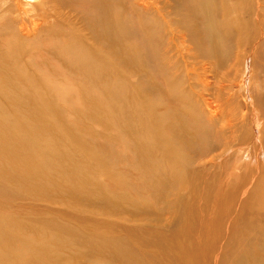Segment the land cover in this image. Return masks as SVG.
I'll list each match as a JSON object with an SVG mask.
<instances>
[{"label":"bare ground","instance_id":"6f19581e","mask_svg":"<svg viewBox=\"0 0 264 264\" xmlns=\"http://www.w3.org/2000/svg\"><path fill=\"white\" fill-rule=\"evenodd\" d=\"M26 1L27 4L23 5L19 2L17 7L6 6L0 2V13L5 9L12 10V14L0 17V36L2 37L0 39L1 202H9L10 198L16 200L21 197H36L38 201H49L53 204L60 202L62 203L61 207L63 205V208H71L74 211L72 214L77 219L79 218L84 223L93 222L92 224H94L99 220L98 215L107 208V201L111 203L109 199L112 195L113 203L110 208L112 211L114 208L121 212L128 211V201H133L136 198L117 196L110 186L106 187V184H110L109 177L114 181V184L120 182V177L113 172L117 162L129 160L143 164L158 158L161 161L173 163V166L178 168L185 148H187L185 161L189 158L196 159L201 154L207 153L203 148L207 133L199 127L196 116L187 112L183 117L174 119L175 112L165 110L163 98L160 97L158 90L164 93L166 98L173 96L177 103L184 102L185 104L188 103L185 98L187 92L182 90L180 83L171 75L168 65L152 68L150 59L155 53L149 52L151 48L149 49L148 44H153L157 40V36L154 37L153 29H150L147 21L137 19L141 12L140 8H133L130 11L133 14L132 18L126 16L128 11L125 10V13L117 18L111 14L114 9L121 10L120 0ZM157 1L142 0L146 7H156L159 11L157 7L159 5H156ZM75 2H80V8H84V18L87 23L93 21L94 17L103 15L110 25L112 22L126 29L128 36L131 37L127 40L128 46L122 39L119 44L121 50L111 52L109 55L107 52L102 54L92 46L89 47L83 43H78L75 49L72 48L68 44V39L76 35L80 40H94L89 33L78 32L76 34L70 26L79 19L77 10L72 11V5ZM254 2H256L253 4L257 8L253 13L255 24L261 28L264 24V0H255ZM175 5L179 7V11L174 13L173 17L167 18L166 26L169 28L170 34H178L180 41L178 51L184 57L186 54L183 50L187 48L185 44L187 39L196 45L202 55L210 57L221 54L226 49L228 41L230 43L232 41L229 38H231L233 29V17L246 11L244 3L239 4L236 11L231 0H175ZM217 13L223 18L225 17L221 23L215 17ZM227 16L228 23H231L232 26L225 34L222 30L227 25ZM62 19L65 20L66 25L60 23ZM157 26L159 27V25ZM103 31L113 34L111 28H93V35L97 36ZM47 32L51 38L47 37ZM51 32H53V36ZM122 37V34L119 33L118 38ZM38 42L40 45L34 51ZM103 43L108 44L106 39H103ZM260 43L261 41L258 44ZM207 44L210 49L205 50ZM37 51L50 58H57L58 64L69 71L74 72L77 69L82 72L79 73V76L83 78V81H80L76 89L73 90L75 93L78 92L77 95H74L91 104L87 112L74 111L78 120H68L64 116L65 113L58 109L61 106L57 105L59 104L58 99H65L66 93L57 94L53 91V84L49 78L41 85L36 83L30 75L21 73L22 57ZM121 53L124 58L119 55ZM70 54L71 59L67 61V64L72 69H68L62 62L66 61ZM155 55L157 56V54ZM118 59L127 64L113 68L114 62ZM41 63H46V61L41 60ZM134 66L140 74L135 85L130 80L128 81L130 70H127ZM13 68L18 70L20 74L18 77L11 73ZM177 69L183 77L188 73H193L189 69H186L187 72L179 67ZM192 78H189L190 82ZM153 82H156L154 88L151 87ZM39 87H44L47 90L46 93H43L46 95L42 98L27 90L36 91ZM93 88L100 92L101 97L91 98ZM155 91L159 97L153 96ZM70 94L73 95L71 90ZM89 94L90 97L87 98ZM126 97H132L133 104L129 106L125 104ZM45 101H49V106H42ZM210 109L213 111V106ZM101 110L107 111L108 116H111L110 114L118 118L122 116L118 123H114L113 134L120 133V129L123 127L120 125L121 121L135 120L132 128L136 133L128 138L129 145L123 150L128 155H118L110 140H106L110 144L108 145L96 137L86 136L88 129L81 125V120L90 117L93 120L97 118L104 121L102 113H100ZM91 132L89 129V133ZM206 148L210 149V146H206ZM134 150L145 152V156L136 153L130 155L129 153ZM191 151L195 152V156L190 154ZM100 172L107 175L108 183L100 180ZM155 184L161 188L159 180ZM44 187L54 188L50 192H45L43 191ZM115 189L120 191L118 187ZM88 209L91 210V214L87 216ZM117 215L119 214L117 213ZM243 220L244 226L240 230L235 245L244 246L245 249L237 250L236 259L230 258L229 263L232 264V260H234V264H264V259L261 258V255L264 256V212L257 216L244 217ZM59 221L61 223L63 220L42 219L45 231H42V235L37 240L27 243H25L23 230L32 226L28 214L26 213L25 218L12 225L19 230L21 239L19 245H14V248L18 249L15 253L17 258L20 260L19 256H24L20 260V264H57L60 246L70 251L75 249L76 255L81 256L85 251L89 253L93 250L96 257L103 259L104 256L106 260L102 261L107 264L110 262L143 264L138 252L131 245L132 243L119 236V232L113 228V225H106L98 229L99 236H96L95 234L90 235L89 232H79L81 230L74 232L78 228L72 227L71 223L60 224ZM147 223L150 225L147 234H143L146 223L143 226L142 224L135 226L136 230L131 232L133 242L138 241L140 245L150 241L156 242L157 245L170 244L168 240L164 243L165 238L157 228V224ZM11 224L12 221L6 219L5 215H0V232L2 233L0 241L3 243L12 239L9 236L12 235L11 227L7 232L2 231ZM48 230L51 231L50 237L52 238H49L50 244L45 245ZM76 234L80 236V243L72 245L67 243ZM222 237L224 238L225 235ZM37 247H40V252ZM169 247L170 245L167 248ZM21 248L22 250H19ZM25 249L31 250L30 254L20 253ZM80 258V256H75L71 257V260L77 263ZM3 260L4 255L0 254V264H13L10 259L7 260V263ZM102 261L99 262L102 263Z\"/></svg>","mask_w":264,"mask_h":264},{"label":"rangeland","instance_id":"374dc122","mask_svg":"<svg viewBox=\"0 0 264 264\" xmlns=\"http://www.w3.org/2000/svg\"><path fill=\"white\" fill-rule=\"evenodd\" d=\"M120 1L121 10L114 9L111 15L120 18L125 10L128 11L126 16L132 18L133 14L130 11L133 8H140L141 12L137 19L147 21L150 29H153L154 37L157 36L153 44H148L149 49L151 48L148 49L149 52L159 57L154 54L150 59L152 68L168 65L171 75L180 83L182 90L187 92L185 98L188 103L185 104L177 103L173 96L166 98V95L158 90L160 97L163 98L165 110L175 112L174 119L183 117L187 112L196 116L199 127L207 133L206 143L203 145L207 153L201 154L196 159L187 158L188 160L185 161L187 155L185 151L187 148H185L178 168L174 167L173 163L164 162L165 160L161 161L158 158L143 164L129 160L117 162L113 172L120 177V182L114 184L109 177L110 184H106V187L110 186L117 196L136 198L128 201V211L121 212L115 208L112 211L110 210L113 203L112 195L109 199L111 203L106 199L107 208L98 215L99 220L94 224L77 219L72 214L74 211L71 208H63V205L61 207L60 202L53 204L49 201H38L36 197H21L16 200L10 198L9 202L0 200V215H5L6 219L12 221L8 228L2 229L7 232L11 227L12 234L9 235L12 237L10 241L6 243L0 241V254L4 255L5 263L10 259L11 263L20 264V260L24 257L19 256V260L15 255L18 249L14 248V245H19L21 239L19 230L12 225L25 218L26 213L33 227L24 228L25 243L37 240L42 235V231H45L42 219L57 218L63 220L61 223L59 221L60 224L71 223L72 227L78 228L74 232L81 230L79 232H89L90 235L96 236H99L98 229L113 225V228L119 232V236L132 243L143 264H231L229 259L235 258L236 251L245 249L244 246L235 245L240 230L244 226V217L257 216L264 212V24L261 28L255 24L253 16L257 9L254 6L255 0H231L236 11L238 5L243 3L246 4V11L233 17V29L229 38L232 39L231 43L228 41L226 49L221 54L210 57L202 55L196 45L188 39L185 42L187 48L183 50L186 55L185 57L180 55L178 34H170L166 26L167 18L173 17V14L179 11L175 0H158L156 5H159L157 6L159 11L156 7H146L142 0ZM0 2L10 7H17L19 2L23 5L27 4L26 0H0ZM80 4L75 2L72 5V11L77 10L78 21L68 25L75 30L76 34L89 33L94 40H80L76 35L68 39V44L72 48L75 49L78 43H83L89 47L92 46L102 54L107 52L109 55L111 52L121 50L119 44L122 39L128 46L127 40L131 37L128 36L126 29L112 22L110 25L103 15H98L93 21L87 23L84 18V8H80ZM9 14H12V10L5 9L0 13V17H6ZM215 17L218 22L220 21L219 23L225 20V17L218 13ZM226 20L227 25L222 30L225 34L232 26L228 23V16ZM60 23L66 25L64 19ZM93 28H111L113 34L103 31L94 36ZM119 33L122 34V38H118ZM51 34L53 36V32ZM46 35L51 38L49 32ZM103 39H106L108 44L103 43ZM260 41L261 43L258 44ZM39 45L40 42L37 43L34 51ZM207 49H210L208 44L205 50ZM119 55L124 58L122 53ZM56 59L39 51L34 54L33 52L29 55L25 54L22 57L21 73L30 75L36 83L41 85L49 78L53 84V91L57 94L66 93L65 99H58L57 105H61V108L57 106L58 109L65 113L64 116L68 120H78L74 111L87 112L91 104L75 96L78 92L73 91L78 83L83 81V78L79 76L82 72L77 69L74 72L69 71L61 67ZM70 59L71 54L66 61H62L68 69H72L67 64ZM119 59L114 62L113 68L127 64ZM41 60H45L46 63H41ZM178 67L183 71L189 69L193 73H186L187 76L183 77ZM135 68V66L127 68L130 70L128 81L130 80L134 85L139 80L137 77H140L139 70ZM11 73L15 77L20 75L16 68L11 69ZM190 77L194 78L191 82ZM193 83L195 85H192ZM154 85L156 82H153L151 87L154 88ZM21 87L26 89L23 85ZM27 90L40 98L47 92L44 87H39L36 91ZM70 90L73 95L70 94ZM98 96L101 97L100 92L94 89L91 98ZM153 96L159 97L156 91ZM89 97L90 94L87 98ZM124 101L128 106L133 104L132 97H126ZM48 102L45 101L41 105L47 107ZM211 106L213 111L210 109ZM100 113L105 122L97 118L93 120L90 117L81 120V125L88 129L86 136L96 137L108 145L110 144L106 140H110L118 155H128L123 150L129 145L128 138L136 133L132 128L135 120L121 121L120 125L123 127L120 133L113 134L114 123H118L122 116L119 118L113 114L108 116L105 110H101ZM206 146H210V149ZM135 153L145 156V152L135 150L129 154ZM190 154L195 156L193 151ZM99 176L104 183L108 181L104 172H100ZM158 180L161 188L155 184ZM114 187H118L120 191ZM53 188L44 187L43 191L50 192ZM90 214L91 210L88 209L86 215ZM147 222L158 225L157 228L165 238L164 243L167 240L170 243L169 248H167L169 245L163 243L157 245L156 242L150 241L140 245L138 241L133 242L131 232L136 230L135 226L138 224L143 226L146 223L143 234H147L150 230ZM224 235L225 239L222 237ZM46 236L45 245H49V238H52L50 230L46 232ZM221 241L224 244L221 243V245ZM67 243L79 244L80 236L76 234ZM37 250L40 252V247H37ZM59 250L57 264H107L102 261L106 260L104 256L103 259L96 257L93 250L89 253L85 251L82 256L76 255L75 249L70 251L60 246ZM30 252L31 250L25 249L20 253L30 254ZM75 256L81 257L77 263L71 260V257ZM261 258L264 259V256L261 255Z\"/></svg>","mask_w":264,"mask_h":264}]
</instances>
